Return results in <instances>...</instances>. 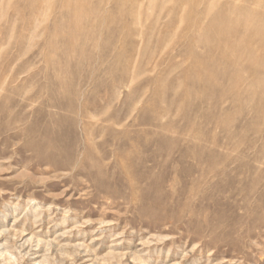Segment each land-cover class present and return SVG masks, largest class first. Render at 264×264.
Instances as JSON below:
<instances>
[{"label":"rangeland","instance_id":"rangeland-1","mask_svg":"<svg viewBox=\"0 0 264 264\" xmlns=\"http://www.w3.org/2000/svg\"><path fill=\"white\" fill-rule=\"evenodd\" d=\"M263 73L264 0H0V264H264Z\"/></svg>","mask_w":264,"mask_h":264},{"label":"bare ground","instance_id":"bare-ground-1","mask_svg":"<svg viewBox=\"0 0 264 264\" xmlns=\"http://www.w3.org/2000/svg\"><path fill=\"white\" fill-rule=\"evenodd\" d=\"M261 3V2H260ZM217 5V4H216ZM236 8V7H235ZM247 8H249V7H247ZM252 9H253V7H252ZM253 13V12H252ZM257 16V15H256ZM213 17V16H212ZM262 27V26H261ZM257 43V42H256ZM262 46H263V44H262ZM251 49H249V51H250ZM252 51V50H251ZM247 53V52H246ZM253 56H254V54H253ZM252 57V56H251ZM253 62V61H252ZM261 61H259V63H260ZM255 63V62H254ZM223 64V63H222ZM259 65V64H258ZM216 67V66H215ZM258 67V66H257ZM260 67V66H259ZM229 68V67H228ZM229 71V70H228ZM257 71V70H256ZM235 72V71H234ZM253 72V71H252ZM251 72V73H252ZM259 72V71H258ZM260 73V72H259ZM256 74V73H255ZM264 74V73H263ZM228 75V74H227ZM261 75V74H260ZM253 76H255V75H253ZM256 77H258V76H256ZM255 77V78H256ZM254 78V77H253ZM261 78V77H260ZM238 80H240L239 78H238ZM253 80H255V79H253ZM231 82V81H230ZM252 82V81H251ZM256 82H257V80H256ZM253 83V82H252ZM262 83H264V82H262ZM262 83H260V85L262 84ZM206 84H208V83H206ZM251 85V84H250ZM263 85V84H262ZM259 86V85H258ZM234 88V87H233ZM262 88V87H261ZM264 88V87H263ZM256 90V89H255ZM245 93V92H244ZM249 95V94H248ZM248 97V96H247ZM220 108V107H219ZM200 113V112H199ZM257 115V114H256ZM226 158H227V156H226ZM220 159V158H219ZM223 160V159H222ZM226 159L224 158V161H225ZM228 160V159H227ZM214 162V161H213ZM213 162H212V164H213ZM223 162V161H222ZM210 163H211V161H210ZM214 165V164H213ZM240 167V166H239ZM238 167V168H239ZM235 169V168H234ZM248 169V168H247ZM240 170V169H239ZM233 171H235V170H233ZM224 174V173H223ZM222 174V175H223ZM225 175V174H224ZM235 175V174H234ZM246 179V178H245ZM232 180H234V179H232ZM256 180V179H255ZM259 180V179H258ZM227 181V180H226ZM247 181V180H246ZM243 182V181H242ZM216 183V182H215ZM214 183V184H215ZM239 183V182H238ZM222 184V183H221ZM248 184V183H247ZM240 185V184H239ZM253 185H254V183H253ZM256 185V184H255ZM222 186V185H221ZM245 186V185H244ZM247 186V185H246ZM232 187V186H231ZM256 187V186H255ZM239 188H240V186H239ZM247 188H248V186H247ZM219 189V188H218ZM242 189V188H241ZM221 190V189H220ZM223 190V189H222ZM216 191H219V190H216ZM238 191H240V190H238ZM242 191V190H241ZM232 192V191H231ZM247 192V191H246ZM261 192V191H260ZM218 193V192H217ZM216 193V194H217ZM224 192H222V194H223ZM226 193V192H225ZM251 193V192H250ZM225 195V194H224ZM236 195V194H235ZM246 195V194H245ZM218 196V195H217ZM238 196V195H237ZM243 196V195H242ZM247 196V195H246ZM222 197V196H221ZM236 197V196H235ZM244 197V196H243ZM262 197V195L260 196V199H262L261 198ZM246 198V197H245ZM242 199V198H241ZM250 200V199H249ZM248 200V201H249ZM248 201H246V202H248ZM262 202V201H261ZM262 209V208H261ZM262 211V210H261ZM264 213V212H263Z\"/></svg>","mask_w":264,"mask_h":264}]
</instances>
